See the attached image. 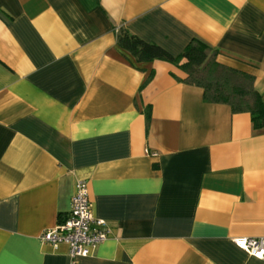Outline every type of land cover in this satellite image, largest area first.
I'll list each match as a JSON object with an SVG mask.
<instances>
[{"label": "crops", "instance_id": "obj_1", "mask_svg": "<svg viewBox=\"0 0 264 264\" xmlns=\"http://www.w3.org/2000/svg\"><path fill=\"white\" fill-rule=\"evenodd\" d=\"M119 28L172 55L198 39L264 102V0H0V264H69L39 235L78 180L108 234L77 264H264L233 241L264 237V131L134 64Z\"/></svg>", "mask_w": 264, "mask_h": 264}, {"label": "trees", "instance_id": "obj_2", "mask_svg": "<svg viewBox=\"0 0 264 264\" xmlns=\"http://www.w3.org/2000/svg\"><path fill=\"white\" fill-rule=\"evenodd\" d=\"M116 46L131 57L134 64L162 60L175 65L185 73V77L178 80L201 88L205 102L227 105L232 113L246 112L250 115L252 128L264 131V102L254 87V75L218 61L216 49L192 39L179 54L172 55L125 28L117 30ZM151 76L152 71L143 84Z\"/></svg>", "mask_w": 264, "mask_h": 264}, {"label": "built area", "instance_id": "obj_3", "mask_svg": "<svg viewBox=\"0 0 264 264\" xmlns=\"http://www.w3.org/2000/svg\"><path fill=\"white\" fill-rule=\"evenodd\" d=\"M108 234L106 221L92 214L87 184L78 180L70 199V209L51 228L39 235L42 243L68 246L69 264H77L80 257L87 256ZM246 253L256 259H264V237H242L233 240ZM243 242V244H241Z\"/></svg>", "mask_w": 264, "mask_h": 264}, {"label": "snow or ice", "instance_id": "obj_4", "mask_svg": "<svg viewBox=\"0 0 264 264\" xmlns=\"http://www.w3.org/2000/svg\"><path fill=\"white\" fill-rule=\"evenodd\" d=\"M241 244H243V242H241Z\"/></svg>", "mask_w": 264, "mask_h": 264}]
</instances>
